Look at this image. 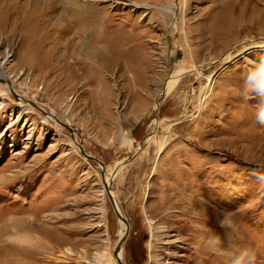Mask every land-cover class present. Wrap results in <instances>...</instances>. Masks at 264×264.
<instances>
[{
    "label": "rangeland",
    "instance_id": "rangeland-1",
    "mask_svg": "<svg viewBox=\"0 0 264 264\" xmlns=\"http://www.w3.org/2000/svg\"><path fill=\"white\" fill-rule=\"evenodd\" d=\"M263 40L264 0H0V264H119L129 159L126 264H264Z\"/></svg>",
    "mask_w": 264,
    "mask_h": 264
},
{
    "label": "bare ground",
    "instance_id": "bare-ground-1",
    "mask_svg": "<svg viewBox=\"0 0 264 264\" xmlns=\"http://www.w3.org/2000/svg\"><path fill=\"white\" fill-rule=\"evenodd\" d=\"M175 6V5H174ZM71 25V24H70ZM68 26L69 28L67 29L70 30L69 32H72L73 30V34L75 37L78 36V38L81 40V43L84 45L85 49H90V54L91 55H95L96 57L98 56L99 52L100 53H103L105 52V47H104V41H105V38L103 37V33L101 31V28H102V25H101V22L98 20V19H95V20H92L90 22H88L87 24H85L84 26H78L76 23L72 24L71 26ZM66 31V30H65ZM170 36V35H169ZM174 37V36H173ZM172 40V39H171ZM174 41V40H173ZM264 41V40H263ZM175 42V41H174ZM175 44H177L175 42ZM178 45V44H177ZM180 48V47H179ZM172 53H173V56L177 53V49H173L172 48ZM97 51V52H96ZM179 51V50H178ZM230 56V53H228V55L225 57V59L227 57ZM2 70V67L0 68V79L3 80V82L9 87L11 88V91H14L15 94L18 96L20 102H22L24 100V96L22 94L19 93L20 90H17L15 88V86L12 88L11 85L12 83L9 82V75L7 72H4V71H1ZM186 71V70H185ZM185 71H177L175 72L169 79H168V83H167V88L169 90H172V88L178 83L179 79L181 78L182 74L185 73ZM211 82H212V79H211ZM27 94V93H26ZM60 122V121H59ZM62 124V122H60ZM64 125V124H63ZM69 126V124H67ZM65 126V125H64ZM71 126V125H70ZM72 127V126H71ZM73 128V127H72ZM72 132H74V129L72 130ZM153 135H147L143 142H141L139 145H138V148L136 149L137 151H135V155L140 152L143 147H144V144L145 143H148V141L151 139ZM81 151L83 149V144L81 143ZM86 153V152H85ZM84 154V153H82ZM85 155V154H84ZM134 155V156H135ZM88 158H93L95 159V161L99 162L100 165L102 166V161H100L98 158L94 157V156H91V155H88L86 153V155ZM130 159L128 160L127 163H124L120 169H117V171L115 172V170L113 172L112 169L110 170H107L106 168V173L103 177V181H106L105 182V188H106V193L108 194V197H109V193L112 195V197L114 198L115 202H116V206L118 208V211L120 212L121 214V217L117 216L119 221H120V240L118 241V244L117 246L114 248V250H116L122 240V237L127 233L128 231V225L129 223L126 221V217L119 205V202L118 200L116 199L115 195H114V192L112 189H110L109 187L111 186V181H112V178L117 175L125 165L129 164ZM115 169V168H114ZM105 190V189H104ZM128 220V219H127ZM124 244V243H123ZM123 244H121L117 250V254H115V251H114V256L115 258H117L118 262H119V259H123L122 257V249H123ZM46 248H48V244H46ZM46 251V250H44ZM24 255H27L26 253L27 252H23ZM96 261L99 263V264H105V262H109V256L107 253H102V254H96ZM125 262V261H124ZM120 264V262H119ZM126 264V263H125Z\"/></svg>",
    "mask_w": 264,
    "mask_h": 264
},
{
    "label": "water",
    "instance_id": "water-1",
    "mask_svg": "<svg viewBox=\"0 0 264 264\" xmlns=\"http://www.w3.org/2000/svg\"><path fill=\"white\" fill-rule=\"evenodd\" d=\"M62 124H64V123H62ZM64 125H65L66 127H68L69 129H71V131L73 130V128H72L71 126H68L67 124H64ZM80 146H81V144H80ZM82 153H84V154L86 155L85 151H83V150H82ZM109 200L112 201V204H113V207H114V210H115L116 215L119 216V217H121V214H120V212L118 211V208H117V206H116V202H115L114 198L112 197V195H111L110 193H109ZM126 221L128 222L127 219H126ZM128 223H129V222H128ZM129 231H130V225H128V231H127V233L122 237V240H121L119 246H120L121 244H123V243L127 240V236H128ZM119 246H118V248H119ZM118 248L115 250V254H117V250H118ZM119 262H120V264H125V262H124L122 259H119Z\"/></svg>",
    "mask_w": 264,
    "mask_h": 264
}]
</instances>
